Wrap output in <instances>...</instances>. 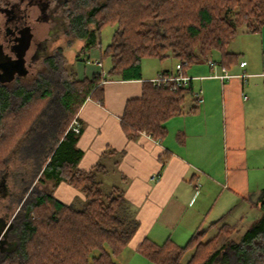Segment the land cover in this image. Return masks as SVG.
I'll list each match as a JSON object with an SVG mask.
<instances>
[{"label": "trees", "instance_id": "trees-1", "mask_svg": "<svg viewBox=\"0 0 264 264\" xmlns=\"http://www.w3.org/2000/svg\"><path fill=\"white\" fill-rule=\"evenodd\" d=\"M69 19L70 44L83 42V51L99 42L101 61L109 59L111 66L107 77L80 80L61 53L35 82L0 89V180L16 154L28 178L8 235L15 248H0V264H118L115 258L139 222L121 186L103 189L109 168L98 163L88 171L78 169L82 153L71 123L89 99L104 103V80H140L144 59L173 57L183 70L219 52L224 69L236 64L238 57L228 48L242 32H261L264 0H73ZM107 26L115 30L102 48L98 37ZM199 104L190 83L145 82L141 97L126 103L121 126L131 140L146 134L161 141L169 120L196 114ZM108 154L116 168L117 153ZM61 182L85 196L82 209L54 197ZM250 203L261 215L241 234L223 225L207 241L206 232H197L184 246L145 239L137 252L153 264H182L189 252L186 264H264V191Z\"/></svg>", "mask_w": 264, "mask_h": 264}, {"label": "crops", "instance_id": "crops-1", "mask_svg": "<svg viewBox=\"0 0 264 264\" xmlns=\"http://www.w3.org/2000/svg\"><path fill=\"white\" fill-rule=\"evenodd\" d=\"M228 52L238 57L236 64L225 68L235 76L231 79L212 76L211 62L223 68L219 52L182 70L196 96L201 95L199 111L169 120L161 141L146 134L129 139L121 126L122 116L126 103L141 97L145 82L164 73L176 76L177 62L144 59L140 80H104V103L89 99L81 108L78 169L88 171L98 163L109 168L139 222L128 247L115 258L118 264H149L137 252L145 239L184 246L197 232L207 235L223 225H238L257 210L250 200L264 191V26L260 33L239 34ZM90 57L101 60L99 42ZM81 65L84 78L108 75L103 63L102 67L93 64L100 69L92 72ZM108 151L117 153L116 168ZM164 157H168L165 165ZM82 195L64 182L54 191L65 205Z\"/></svg>", "mask_w": 264, "mask_h": 264}, {"label": "flooded vegetation", "instance_id": "flooded-vegetation-1", "mask_svg": "<svg viewBox=\"0 0 264 264\" xmlns=\"http://www.w3.org/2000/svg\"><path fill=\"white\" fill-rule=\"evenodd\" d=\"M72 1L0 0V89L35 82L48 71L51 60L61 53L65 55L66 48L72 45ZM4 179L5 175L0 180V197L4 195ZM9 196L10 200L16 198L15 194ZM0 211V230L5 235L6 224L12 223L11 214L5 204ZM8 235L9 232L7 248L11 251L16 243Z\"/></svg>", "mask_w": 264, "mask_h": 264}, {"label": "rangeland", "instance_id": "rangeland-1", "mask_svg": "<svg viewBox=\"0 0 264 264\" xmlns=\"http://www.w3.org/2000/svg\"><path fill=\"white\" fill-rule=\"evenodd\" d=\"M114 30H115V27H113V26H107V27L102 29V31L98 37V41L100 40V44H101L102 48H105L108 44L111 43ZM83 46H84L83 42L76 41L74 44H72L70 47L66 48V50H65V56L69 60L70 65L76 70L77 76L80 80L84 78L82 75V68H81L82 65L81 64L88 65L86 70L90 71V72H92V70H95L94 68L100 69V68L93 66V64L96 65L95 64L96 59L90 57V50H83L82 51ZM64 47H65V45H64ZM79 52H82V53L79 54ZM147 61H158V60H155L154 58H147ZM161 62L164 64L170 63V62L175 64L177 61L175 58L169 57V58L162 60ZM101 63H102V61H101ZM159 63H160V61H159ZM110 66H111V63H110L109 59L103 61L104 71L110 69ZM24 166H26V164L24 165V163H23V165H22L17 154L14 155V157H12V159L10 161L9 167H8L7 172L5 174V179L3 182H1V183H4V188L2 191L4 195L2 197H0V210L3 207V204L8 206L9 212L11 214L10 215L11 220L16 216V214L18 213V210H19L18 207H20L19 200L22 198V191L24 188V184H23V182L22 183L20 182V179H21V177H23L22 173L24 172V169H25ZM16 176L19 178H17ZM23 178H24L25 182L28 180L27 176H24ZM117 178L118 177L115 176L114 173H111L107 177L108 181L103 186V189L107 192L115 184L117 185V182H118ZM21 186H22V188L20 190ZM78 193H80V192L78 191ZM10 194H15L16 198H12V200H10V197H11V196H9ZM85 204H86V199L84 196H83V198L81 196L78 198L75 197L70 203V205L72 207H74L75 209H82ZM260 215H261V212L259 209L254 210L253 212H251L250 215H248L244 218L242 223H239L238 225L234 224L232 226L239 228V231L241 234L246 230V228H249V226H251L260 217ZM217 233H218V230L216 228H214L205 236L204 241H207V240L213 238ZM124 255H126V256H124L126 259L123 258L124 262H127V261H125L128 258L127 254H124ZM138 255L139 254H137L136 257H138L139 259L142 260V258H140L141 256H138ZM191 256H192V252L187 253L186 256L184 257V259L182 260V264H186L190 260ZM120 258H121V256H120ZM123 259H120L119 262H123ZM132 264H135L134 261ZM149 264H153V263L149 262Z\"/></svg>", "mask_w": 264, "mask_h": 264}, {"label": "built area", "instance_id": "built-area-1", "mask_svg": "<svg viewBox=\"0 0 264 264\" xmlns=\"http://www.w3.org/2000/svg\"><path fill=\"white\" fill-rule=\"evenodd\" d=\"M95 64L99 67H102V63L101 60H95ZM211 66L213 67L214 73H213V77L214 78H218L221 80H228L231 79L233 77H235L234 75L230 74L228 70L224 69V68H219L218 64L215 62H211ZM242 67L246 66V62H243L241 64ZM182 67L183 65L181 64H177L176 69L178 71L177 75L175 77H163V76H159L158 78L152 80L151 82L156 86L159 83H161L162 81H175L177 83H182L183 85H188L190 83V78L186 77L183 75L182 73ZM103 76L106 77L105 73H103ZM240 77L245 78L246 75H240ZM198 99L201 100V95L199 94ZM69 130L72 131L73 133H75V135H79L82 131V124L79 120V117H76L73 122L71 123Z\"/></svg>", "mask_w": 264, "mask_h": 264}, {"label": "water", "instance_id": "water-1", "mask_svg": "<svg viewBox=\"0 0 264 264\" xmlns=\"http://www.w3.org/2000/svg\"><path fill=\"white\" fill-rule=\"evenodd\" d=\"M12 223L6 224L5 227H7L5 235L2 234L3 230H0V248L4 247L7 244V234L9 232V229L11 228Z\"/></svg>", "mask_w": 264, "mask_h": 264}]
</instances>
